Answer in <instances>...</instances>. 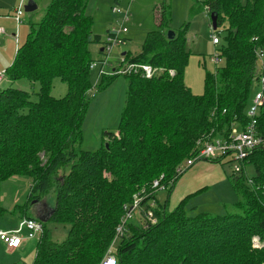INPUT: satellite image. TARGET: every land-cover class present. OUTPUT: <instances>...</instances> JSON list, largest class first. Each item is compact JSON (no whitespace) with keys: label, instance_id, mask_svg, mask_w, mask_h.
<instances>
[{"label":"trees","instance_id":"trees-1","mask_svg":"<svg viewBox=\"0 0 264 264\" xmlns=\"http://www.w3.org/2000/svg\"><path fill=\"white\" fill-rule=\"evenodd\" d=\"M195 2L209 17L217 15L214 33L221 38L216 48L221 66L206 70L203 93L194 94L185 83L191 55L186 30H174L170 39L162 11L158 28L146 34L141 51H126L124 56L166 70L152 79L126 75L118 131L106 132L108 147L93 151L82 148L94 88L91 73L100 69L90 46H101L105 39L92 31L94 21L86 13L89 0H50L44 15L30 20L26 41L5 69V80L26 79L38 83L40 90L32 99L13 85L0 88V216L8 211L2 185L12 178L30 179L27 203L15 206L21 218H35L26 212L32 199L54 193L33 264H100L112 247L118 264H264V248L252 243L254 235L264 241V145L254 150L241 172L232 174L231 184L241 198L224 214L193 215L186 209L190 196L170 205L172 189L183 174L176 170L197 154V141L227 136L234 124L244 129L249 123L256 52L264 49V0ZM113 58L104 72L112 71ZM108 74L99 77L101 86L116 77ZM56 78L67 84L63 98L51 94ZM256 128L264 135V105ZM250 164L255 175L249 178ZM161 176L166 188H154L153 181ZM158 190L168 192L164 203L156 198ZM136 197L141 203L127 219ZM137 210L140 221L133 219ZM49 222L70 225L63 241L51 238Z\"/></svg>","mask_w":264,"mask_h":264},{"label":"rangeland","instance_id":"rangeland-1","mask_svg":"<svg viewBox=\"0 0 264 264\" xmlns=\"http://www.w3.org/2000/svg\"><path fill=\"white\" fill-rule=\"evenodd\" d=\"M28 1L26 0L24 7H22L24 14L21 16L19 26H17L14 17L21 0H4V6H2L4 12L1 15L6 17L0 20V26L5 29L6 34H0V72L12 64L17 49L26 41L30 30V20H39L44 15L45 8L50 2V0H33L37 3L38 8L33 12H26L25 5ZM242 2L245 3L246 0H242ZM114 6H119L122 10L129 8L130 21L127 23L129 31L125 34L126 43L114 48L113 57L116 56L118 58L122 54L125 55L126 51L138 54L141 51L146 34L158 28L160 16L162 11H164L167 20L166 29L175 31L185 29L187 32V49L191 55L186 68L185 83L194 94H202L206 70H215L216 65L212 61V56L218 47V45L213 44L212 35L214 30L204 7L197 4L195 0H120L119 2H116V0H89L86 13L93 18L92 31L94 34L106 37V30L120 28L122 16L112 12V7ZM224 31L225 28L222 27L220 29L221 35L225 34ZM90 48L92 53H94L93 51L97 52L99 45L93 44ZM220 66L221 63L217 67ZM105 72L110 73L108 69ZM107 76L110 77L111 75ZM91 81L94 85L92 93H95V95H91L83 122L82 148L93 151L106 144V132L118 131L125 105L128 78L125 75H118L108 85L101 86L102 82L101 79H98V67H96L92 69ZM12 85L15 88L28 91L32 99L37 98V93L40 90L38 83H32L26 79L15 83L4 80L0 84V88L6 89ZM258 89V85L254 82L248 106L252 104L251 97ZM67 91V84L56 78L51 89L52 96L63 98L66 96ZM234 165L235 163L232 161L225 162L223 166L227 178L223 182L215 184L207 192L193 197L187 203L186 209L193 215L201 212L215 215L224 214L228 206L239 201L241 194L237 193L231 184ZM246 168L249 178L255 175L253 165L250 164ZM30 188V179L25 177H18L17 181L9 180L3 183V206L8 210L14 199L16 200L13 205L18 202L22 206L29 199ZM167 193L166 190H158L156 198L160 203H164ZM54 198V193H50L44 196L42 200L32 199L29 206L34 204V210L37 211L35 216H43L42 213L45 210L48 211L47 215H45L47 217L51 212L50 204L54 206ZM45 207L46 209L44 210ZM134 213L133 219L140 221V210ZM21 215H23L22 211L18 208L15 212L7 211L5 215L0 216V228H17ZM47 226L50 230L51 238L57 242L63 241L70 229L69 224L49 222ZM22 234L26 236L27 231H23ZM118 234L117 228L115 238H117ZM38 240L39 238L26 240L25 246L17 251L8 250L7 246L0 241V264H33ZM118 243L119 240L117 245Z\"/></svg>","mask_w":264,"mask_h":264},{"label":"built area","instance_id":"built-area-1","mask_svg":"<svg viewBox=\"0 0 264 264\" xmlns=\"http://www.w3.org/2000/svg\"><path fill=\"white\" fill-rule=\"evenodd\" d=\"M26 0H21V4L16 9L15 21L17 26L21 21V16L24 14L23 8ZM206 9V13H207ZM112 12L114 14H119L122 16L119 29H109L107 32L106 39L101 44L103 55L99 59L100 69L98 71V79L104 74V66L112 63L113 49L120 45L126 43L125 34L128 33L129 28L127 23L130 21L129 17V8L122 10L119 6L112 7ZM0 34H5L4 28H0ZM212 41L214 45L220 43L219 35L213 34ZM257 54V64L256 71L254 75V82L258 85L259 89L252 97V104L247 109V115L250 118L249 123L244 129L236 123L232 126L230 133L227 136H217L215 138L205 137L200 138L197 141L198 151L193 158H189L184 161L178 168L177 174L184 173L188 168L194 165L196 162L204 159H215L222 158L223 161H232L235 163L234 172L239 173L242 170L243 163L249 158V156L254 152L258 147L264 145V135H261L257 131V117L260 111V108L264 105V49L258 50ZM116 63L112 66V71L108 74L111 76L117 75H140L143 78L152 79L156 76H159L164 73L166 68L156 67L149 63L135 62L133 60H128L122 54L116 58ZM114 60V59H113ZM212 61L215 65L221 63L222 59L219 56L218 51L215 50L214 55L212 56ZM170 76H174L176 71L174 69H168ZM6 79V71L2 70L0 72V84ZM95 90V89H94ZM94 95V93H93ZM163 176L159 179L153 181V187L164 189L166 185L161 182ZM141 203V197H136L134 203L130 210L128 211L126 218H131L132 212L134 209L139 207ZM147 217L151 222H155L151 212L147 213ZM124 219L123 222L118 227V232L121 234L123 224L127 220ZM27 231L26 236H23L22 232ZM43 224L36 218L23 217L19 226L15 230H0V241H2L7 248L17 249L22 243L26 240L33 239L41 236L43 233ZM253 247L260 249L264 248V241L261 240L259 236H253L252 238ZM111 248L100 264H118L117 258Z\"/></svg>","mask_w":264,"mask_h":264},{"label":"crops","instance_id":"crops-1","mask_svg":"<svg viewBox=\"0 0 264 264\" xmlns=\"http://www.w3.org/2000/svg\"><path fill=\"white\" fill-rule=\"evenodd\" d=\"M2 6H4V0H0V20L5 19V17H6L5 15H1L4 12V8ZM12 19H13V17H12ZM0 28H2V26H0ZM106 31L108 32V30H106ZM5 34H6V31H5ZM1 35H3V34H1ZM103 39H106V37L102 36V40ZM101 51H102V46H100V45H99V48L97 49V52L93 51L94 56H96V58L99 57V58H97L98 60L100 59V56H101L100 52ZM199 94H201V93H199ZM225 162L226 161L212 162L209 160H200V161L196 162L194 165H192L190 168H188L180 176V178L176 182L174 188L172 189L171 196H170L171 208L176 206L185 197L190 196V197H188V202H189L193 197L210 190L213 186H215V184H217L219 182H223L227 178V175H226V172H225L224 166H223ZM10 180L17 181L18 177L12 178ZM15 200L16 199H14V201L11 202L10 207L8 209L9 212H15L16 211L15 206H17L19 204L17 202L16 204L13 205ZM33 205L34 204L29 206L26 212H27V214L30 213L29 215L37 218L38 216H35L37 214V211L34 210ZM53 207L54 206L50 204L51 210L53 209ZM45 209H46V207L44 208V210ZM19 220L21 221V216L19 217ZM39 221H41V220H39ZM18 226H19V224H18ZM15 229L16 228H8V229L0 228V230H15ZM36 238H34V239H36ZM25 243H26V241H24L22 243V245L17 249L8 248V250H10V251L20 250L25 246Z\"/></svg>","mask_w":264,"mask_h":264},{"label":"water","instance_id":"water-1","mask_svg":"<svg viewBox=\"0 0 264 264\" xmlns=\"http://www.w3.org/2000/svg\"><path fill=\"white\" fill-rule=\"evenodd\" d=\"M38 8L37 6V3L34 2L33 0H29L26 5H25V11L26 12H33L35 11L36 9ZM210 18H211V22H212V27H213V30H216L217 29V15L215 14H211L210 15ZM175 35V32L174 30H169L168 31V37L171 39L173 38ZM106 146L108 147V144H106ZM47 207V206H46ZM39 220H41L42 222H46L47 221V218L44 217V216H38L37 217Z\"/></svg>","mask_w":264,"mask_h":264},{"label":"flooded vegetation","instance_id":"flooded-vegetation-1","mask_svg":"<svg viewBox=\"0 0 264 264\" xmlns=\"http://www.w3.org/2000/svg\"><path fill=\"white\" fill-rule=\"evenodd\" d=\"M48 211H45L42 213V215L45 217V215H47Z\"/></svg>","mask_w":264,"mask_h":264}]
</instances>
